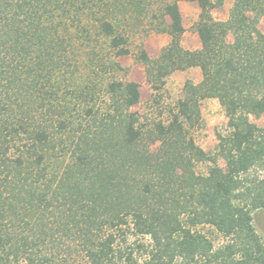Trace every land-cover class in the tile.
<instances>
[{"label": "trees", "instance_id": "16d2710c", "mask_svg": "<svg viewBox=\"0 0 264 264\" xmlns=\"http://www.w3.org/2000/svg\"><path fill=\"white\" fill-rule=\"evenodd\" d=\"M135 1L0 0V264H264V125L250 119L264 113V0H234L226 20L211 14L222 0H198L194 50L178 3L160 5L171 39L138 52L147 82L193 66L201 80L150 124L130 110L137 82L108 81L100 105L78 58L130 54L110 14ZM205 97L227 117L212 151L191 135Z\"/></svg>", "mask_w": 264, "mask_h": 264}, {"label": "rangeland", "instance_id": "374dc122", "mask_svg": "<svg viewBox=\"0 0 264 264\" xmlns=\"http://www.w3.org/2000/svg\"><path fill=\"white\" fill-rule=\"evenodd\" d=\"M176 1L178 3L184 31L180 38L183 49L194 50L200 47V41L195 32L194 25L198 20L200 7L198 0H138L127 4L125 7L116 8L110 14L117 32L128 35V47L130 54L114 56L113 53L102 51L103 39L98 38V49L103 54L101 61L94 63V68L89 67L88 50L78 49V58L81 62L80 72L85 79H92L96 82V93L98 104H107L108 97L104 94L106 83L111 80H133L139 84L140 98L138 103L130 110L138 114L140 122L150 124L159 120L167 122L171 119V110H175L178 99L184 96V84L190 81L198 84L201 80L199 67L193 66L183 70H174L165 80L164 85L153 91L145 77L144 65L137 54L144 49L151 57H157L162 49L170 42V35L161 31L160 28L169 22L164 18V25L159 19L153 17V13H159L160 5L164 2ZM234 0H222L219 6L212 8L211 14L214 19L226 20L229 9ZM258 27L264 32V16L261 17ZM231 40V36L228 38ZM100 59V57H98ZM115 61V64L113 63ZM202 125L191 129V135L195 142L205 151H212L217 144L216 132H223L227 117L219 104L217 98L205 97L199 101ZM251 121L259 126L264 125V113L258 117L251 116ZM151 149L155 145H150ZM222 163V161H220ZM200 169L205 170L206 164H200ZM253 224L257 233L264 241V208L253 212Z\"/></svg>", "mask_w": 264, "mask_h": 264}]
</instances>
